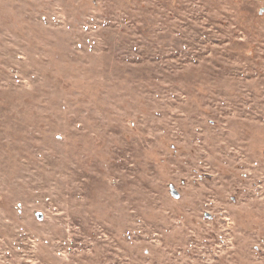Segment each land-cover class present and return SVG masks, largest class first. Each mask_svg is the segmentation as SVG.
Wrapping results in <instances>:
<instances>
[{"label": "rangeland", "instance_id": "obj_1", "mask_svg": "<svg viewBox=\"0 0 264 264\" xmlns=\"http://www.w3.org/2000/svg\"><path fill=\"white\" fill-rule=\"evenodd\" d=\"M0 264H264V0H0Z\"/></svg>", "mask_w": 264, "mask_h": 264}, {"label": "water", "instance_id": "obj_2", "mask_svg": "<svg viewBox=\"0 0 264 264\" xmlns=\"http://www.w3.org/2000/svg\"><path fill=\"white\" fill-rule=\"evenodd\" d=\"M37 217L39 218V219H41L42 218V215L41 214H37Z\"/></svg>", "mask_w": 264, "mask_h": 264}]
</instances>
